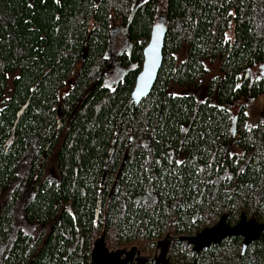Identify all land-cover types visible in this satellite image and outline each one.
I'll list each match as a JSON object with an SVG mask.
<instances>
[{"label": "trees", "instance_id": "1", "mask_svg": "<svg viewBox=\"0 0 264 264\" xmlns=\"http://www.w3.org/2000/svg\"><path fill=\"white\" fill-rule=\"evenodd\" d=\"M157 22L163 61L135 101ZM207 60L219 71L203 81ZM262 62L264 0H0V264H90L103 230L109 247L151 255L165 234L222 215L263 222ZM168 254L264 264V232L244 250L228 235L198 252L177 240Z\"/></svg>", "mask_w": 264, "mask_h": 264}, {"label": "water", "instance_id": "2", "mask_svg": "<svg viewBox=\"0 0 264 264\" xmlns=\"http://www.w3.org/2000/svg\"><path fill=\"white\" fill-rule=\"evenodd\" d=\"M166 26L162 22L153 25L147 43L143 48L142 66L136 75L132 90V98L139 101L149 94L158 75L163 61V46ZM261 73L264 75V62L261 63ZM28 101L22 105L18 117L23 112ZM99 203V201H98ZM99 211V205L97 212ZM264 232V221L249 218L241 213L238 220L230 224L226 215H222L216 222L208 227L200 229L193 234L171 235L165 234L159 239L158 252L150 255L143 254L136 244L130 246L109 247L103 230L92 243L90 250V264H172L168 256L170 243L177 240H186L195 251L209 247L211 244L220 242L228 235H240L242 237V250L255 238Z\"/></svg>", "mask_w": 264, "mask_h": 264}, {"label": "rangeland", "instance_id": "3", "mask_svg": "<svg viewBox=\"0 0 264 264\" xmlns=\"http://www.w3.org/2000/svg\"><path fill=\"white\" fill-rule=\"evenodd\" d=\"M231 35H232L231 31L230 30L227 31V36H231ZM115 37H117V35H114L113 39ZM117 47L119 48L120 46H117ZM114 50H116V48L114 49V46H113L112 51H111V57H112V54H114ZM184 54H185V51L181 50L180 52H177L175 54V56H176V58L181 59L184 56ZM206 67H207V73L204 76L203 81H206L208 78L215 76L218 73V71H219V69H218L219 65H218V61L217 60H215V61L207 60L206 61ZM113 70L114 69L110 70V72H109L110 77H109L108 80H110V81H114L118 77L117 73L115 71H113ZM252 73L260 75V73H261V64L260 65L257 64V66L256 65L253 66V72ZM71 83H72V78L68 80L64 90H66L68 88V85H70ZM174 90L176 92H183V88L177 87V86H174ZM261 105H262V97L261 96H259L256 99H252L251 101H249L247 103V111H248V114H249L248 121H251V122L254 123L258 119H260V117H261ZM234 108H236V105L234 106ZM234 108H233V111L235 112L236 109L234 110ZM143 139L145 140L146 137H143ZM54 153L55 152H53L50 155V157H49L47 168L50 167L51 165L53 166V164H54V156H53ZM172 243L173 242L170 243V247L172 246ZM153 250H154V253L158 252V250H159L158 246L157 247L154 246ZM226 250H228V249L226 248ZM168 253H169V250H168ZM229 253H230V251H229ZM168 256H169V254H168ZM229 256H231V255L229 254ZM169 259H170V257H169ZM223 260H226V258H223ZM150 264H153V262H151Z\"/></svg>", "mask_w": 264, "mask_h": 264}, {"label": "flooded vegetation", "instance_id": "4", "mask_svg": "<svg viewBox=\"0 0 264 264\" xmlns=\"http://www.w3.org/2000/svg\"><path fill=\"white\" fill-rule=\"evenodd\" d=\"M235 118H236V117H235ZM235 118L233 119V121L235 120ZM141 140H142L143 142H145V143L147 142V139L144 140L143 137L141 138ZM141 253H142V252H141ZM143 254H144V253H143ZM148 263H151V262H147L146 264H148Z\"/></svg>", "mask_w": 264, "mask_h": 264}]
</instances>
